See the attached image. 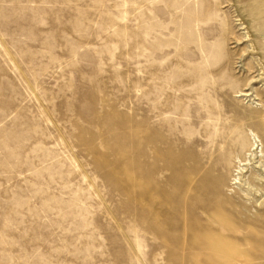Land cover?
Returning <instances> with one entry per match:
<instances>
[{"label":"rangeland","instance_id":"374dc122","mask_svg":"<svg viewBox=\"0 0 264 264\" xmlns=\"http://www.w3.org/2000/svg\"><path fill=\"white\" fill-rule=\"evenodd\" d=\"M254 137L264 0H0V264H264Z\"/></svg>","mask_w":264,"mask_h":264},{"label":"bare ground","instance_id":"6f19581e","mask_svg":"<svg viewBox=\"0 0 264 264\" xmlns=\"http://www.w3.org/2000/svg\"><path fill=\"white\" fill-rule=\"evenodd\" d=\"M251 95L249 93H246L242 96L249 97ZM263 161L264 146L261 145L258 140H256V137H254L252 138V144L250 150L247 153L246 159L244 161L237 160L235 174L233 175L234 177L232 179V185H238L239 189L237 194H240L245 201V205L244 208H242V211L236 209L231 210L230 208L233 206L232 204L231 207H228L237 216L243 213L244 209L248 207L247 204L249 203L257 204L259 206H262V204L264 203V200H262L263 195L259 196V194H261L259 192L264 190ZM250 167L252 168L253 172L256 173V177H254L251 181L250 178L246 176V174L250 170ZM223 183L225 184L226 182H221V184ZM221 184L219 185V188Z\"/></svg>","mask_w":264,"mask_h":264}]
</instances>
